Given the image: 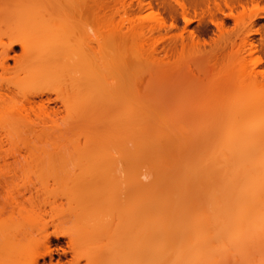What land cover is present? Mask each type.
<instances>
[{
  "label": "rangeland",
  "instance_id": "obj_1",
  "mask_svg": "<svg viewBox=\"0 0 264 264\" xmlns=\"http://www.w3.org/2000/svg\"><path fill=\"white\" fill-rule=\"evenodd\" d=\"M28 5L29 2L27 0H0V13L5 14L6 12H14L15 17H18L19 19L21 17L20 11L25 9V7H27ZM111 7L114 6L112 5ZM100 17L102 18L101 21L99 20V17L95 18L94 15L92 16L89 13L79 14L77 12L68 10L65 13L47 18L57 19L65 22V26L61 29L62 33L67 37V39L69 40V44L73 45L74 48H80V46L83 45V49L85 50L86 47L84 45V42H86L87 44L91 42L92 46L95 49L94 52L97 51L98 56L97 54H95V56L98 57L97 60L100 59L99 64L101 65L100 68H102V72H100L103 74L102 75L100 73V75L103 76H101L100 78L101 81L103 80L102 85H107V87H104V90L105 88L108 90L110 89V92L108 90L102 92V103L98 105V107L91 106L79 109L78 106H74L73 109L67 108L65 101H63V97L65 94L63 93L60 95L58 91L54 90V87L52 85L45 84L34 86L32 85V83H29V81L27 82V72L20 67V63L22 61V59H20V57L22 56V48L20 46L16 45L14 51L10 52L11 57H19V64L17 65L15 62H13V60H9V71H3L0 68V95L2 96V99L0 100V155H15L17 157L25 156L26 158H28V162L21 165H14L13 160H0V228L1 226H4L8 230L11 228L9 232L13 233L16 237H20L23 239H30L33 237L44 238L46 236L50 237L51 249L54 252V263H56L57 260L61 259V262L63 264H87L86 256L84 254H80L78 246L73 241V239H78L79 232L84 224V217L81 218V215L84 214L89 208L99 207L107 210L109 206L111 207L112 204H115V202H117L116 204H118V207H121L120 209L122 210L121 213L123 215V218L125 215V220L126 218L128 219L129 215L133 216V214L136 212V215L134 214V216H131L130 219L132 221V224L134 225V231L136 235H134L136 237V240L134 239L135 252H137V250L138 252H141L148 247V259L150 260H148V262H150L148 264H162V260H167V256L169 255L170 260L167 261L170 264V261L172 259L173 261L174 258L177 260V255H175L174 253H181L182 250L184 251L182 253V256L181 254L180 256L183 257V260H185L184 257H187L190 255V253L194 252L193 249L196 246H200L199 243L205 242L204 247H207L206 241H202L203 238L204 240H209L207 241V243L210 244L211 248H207V252H210L208 254H206V249H203L206 255L203 254V251L200 248V250L202 251V253H200L201 256L199 254L200 258L198 256L199 259L197 257L196 258L198 260L195 259L196 262H199V264H201L200 261L203 262V259L206 258L207 255L208 259H204L205 263L203 264H241L243 261L244 264H260V259L258 261L259 253H254L255 249H252L251 251L250 247V249H248V252L250 253L245 252L248 255L247 257H249L250 259L247 258L246 254H243V251L245 250L240 249L242 248V245L245 246L247 243L245 242V245L243 243L241 244V242L244 241H241L240 238L237 241H234L233 239L231 240L228 237V233L226 232V234L225 232H223L225 228L223 227L224 229L220 231V226L218 228L216 222H214L215 220L212 219V215L216 213L214 212V209L216 208H214V205L210 203V200L212 193L217 189V186H219V178L221 179V189L219 188L221 190L220 194H223V198L228 201V203L226 202L227 205L231 201L232 194L230 192V187L235 183V179L233 178L232 173L235 170L232 168H234L235 164L233 163L232 158H229L231 156V153L228 154V151H226L227 155L224 154L225 152H220V154H218L219 150L216 152L215 150H213V152L211 151L212 142H208L207 134L209 130H211V128L209 129L210 124L208 119H210L212 112L210 111V113L209 111H206V113L203 111H197V106L201 103H204L208 99V94L206 93H209V88L211 85L210 81H212V73L210 74V72L212 71H210L211 69L209 70L210 67L208 68L203 66V68H201L202 66L200 67L199 64H197V59H193L181 70L172 72L173 78L167 79L165 78V74H163L162 71L160 72L157 67H153L151 65H148L147 62V64L144 62V60L146 58L148 59V56L150 55L149 51V55L147 54L146 57V52H144L145 55L143 54V52L139 53L137 47L136 49H134L135 47L131 42L128 46H126V49H128V53H124L126 57L123 53L122 55L124 57H122V55L121 57L122 59L126 58L127 63L131 62V64L129 63V70L130 67L132 70H130V73L127 74L132 73L131 75H134L133 79H135V81L133 80L129 82L134 83V87H137L138 89L136 88V90H134L135 88L133 87V84H131L134 91L131 90L132 88L130 90L134 92V96L133 93H131L130 96L132 97L131 99L129 97V99L130 101L134 99L135 101H137V105L134 103L135 105L133 106H138V112H135L136 107L134 108V110L132 109L133 107H130L131 109H123V104L121 105L120 103V106L117 97L114 96V89L116 88H114V86L116 85L114 81L116 79L114 80L113 78H115L116 76L114 65L116 53L115 51H113L114 48L112 47V37L110 36L111 33L109 31L110 29L107 28L110 25H113V23L111 21H108L110 18H107L108 20L105 19L104 15ZM31 18H38L44 21L47 20L46 18H41L39 16ZM106 20L108 22H105ZM107 23L112 24L107 25ZM16 24L17 22L14 21H3L2 23H0V58L4 55L6 47L9 43L7 32L12 28L21 29L20 26L17 27ZM110 28L112 29V27ZM182 31L183 30H180V33L178 35H180ZM183 33L184 35H187L185 31H183ZM124 49L125 48H123L122 51L126 52L124 51ZM136 50L138 53L135 52ZM141 54L144 56V58H142ZM126 61L124 60L122 61V63L124 64L126 63ZM127 68L128 67H126L125 70L129 72ZM138 71L140 74H138ZM136 75L137 78L135 77ZM57 80H62L64 82L61 85L63 88L70 87V85H68V82L65 81V76H62ZM126 83L125 85L123 84L124 87H126ZM117 87L119 86L117 85ZM89 94H84L85 96H82V98L80 99L81 101L72 103L81 104V102L84 101L89 102L88 99H92V94ZM38 96L42 97L43 103L46 104L48 111L46 109H39L42 108L40 107V103L42 102H40ZM47 102H49V104ZM123 102L126 103V101ZM133 102L134 101H132V103ZM16 104L20 105L19 107L24 106L27 108V110L31 111L25 112L26 114L23 113L22 116L19 115L20 117H22L21 119H18L20 118L18 116H16L18 118H15V116L13 115H7V118L10 117L8 118V120H11L8 121L6 117H3L1 111L6 106L15 105V107H17ZM139 109H141V112L143 111L148 116L146 117V114H144L145 116L143 115L144 117L141 116L143 112L140 115ZM145 109L148 110L146 111ZM41 111H47V114L45 112L43 114ZM39 112L42 113V115L46 114L45 117H42L43 119L41 121H39L41 117L38 118V115L40 114ZM129 113L130 116H128ZM136 114L140 116H138L140 120L144 118V121L141 120V122L139 120L138 122L139 118H134V115ZM124 115L127 116V119L124 118ZM24 116L25 118H23ZM11 117L18 119L20 122L16 120L14 121V123H12L13 119ZM122 120H125L126 122L123 121V123H120L122 122ZM128 120H130V123L128 122ZM42 121L45 124L43 123L42 125ZM124 123L127 124V126L124 125V127ZM33 124L38 125L34 126ZM130 124H132L133 126ZM147 124L149 127L147 126ZM130 126L135 127L132 132V128ZM121 127H123L124 129L127 127L128 130H124ZM144 127H147V130L144 129ZM157 135L159 136V138L157 137ZM169 135L171 139L168 138ZM120 139L124 141V143H127L126 145L129 146L128 148L130 149V152H132V155H134L135 158L137 157L138 159L136 160L132 156V158L134 159L133 163L136 161L135 165L132 164V172L134 173L132 174L136 178V180L129 172V170L131 169H128V171H126L123 168L124 171L122 174V170H119L121 172L117 171L120 175V178L122 177V181H125L126 179V182L124 184L122 183L125 189L121 187L125 191L120 192L122 190L120 188L121 180L119 181V178H117L116 181L117 184H119V191L117 192V196L122 193L123 194L118 196V198L117 196L116 198L111 197L112 199L104 197L102 198V195L99 193L102 190L103 184L107 183V181H109L111 177V179H114V177L107 168L105 170L100 168L101 163H106V161L101 160H107L112 157L120 158L121 156H126L125 154L120 153L117 149L116 142L119 143ZM174 139H176L175 142L177 141L176 145L173 143ZM180 140L182 141L181 143ZM122 141H120V143L124 144L122 143ZM171 145H174L173 148ZM214 146L215 145H213V147ZM215 147L217 148V146ZM168 148L171 149L170 151L172 152V155L174 153V157H176L175 159L171 155H166V152H163V150L165 151V149L166 151H168ZM252 152L253 154L257 153L256 151ZM33 155H39V157L41 156L45 159L46 162L44 164H42L41 162H36V157H33ZM47 155L51 156V162L48 159L50 157H48ZM168 156L171 158H169ZM52 161L54 162V165H57L56 167H53L54 165L52 164V166H50L49 163H52ZM48 165L51 168L48 167ZM182 166L184 167V169ZM122 167L120 169H122ZM194 175L197 178L193 179V177H195ZM235 177H237V175ZM212 184H214V188L212 187ZM215 184H217V186ZM179 186H181V188ZM236 187L237 189H239L240 186L238 187L237 185ZM210 189H213V192ZM186 190L189 191V194L191 193V197L186 192ZM184 192L185 194H183ZM125 194L132 195L129 196ZM133 194H135V196ZM215 194L212 195V198H214L213 196L216 197ZM234 194H236V191ZM184 195V198H186L187 195L188 199H183ZM132 196L133 198H131ZM94 197H97L98 199L90 206L89 199ZM234 197L237 198L236 195ZM176 198L178 200L180 198L182 199L178 201ZM149 202L151 203V205H153L152 207ZM173 202L177 204L175 207V204ZM135 204H137L138 206H136ZM217 204L215 203L216 206ZM185 205H187V209ZM172 206L176 209V212L178 211L179 223H177V218L172 217L177 215V213H175L176 215H173L175 209H173ZM134 207H137L136 209L138 211ZM144 208H146V211ZM156 208H158L159 210L162 209V211H155ZM132 210L134 212L133 214H131ZM142 210L144 213L142 212ZM34 211L36 213L38 211L40 212L41 217L39 220L33 218L32 215ZM145 212L148 213L150 218L146 216L147 213ZM184 212H186V214H184ZM144 214L146 215L144 216ZM169 214H172V216H170ZM182 214L184 215V217ZM140 215H143L145 219H151L150 221L144 220L147 227L142 223V218L144 217L141 216V218ZM158 215L159 217L161 216L160 219ZM166 215L170 219L166 218ZM219 215H223V213ZM219 215L216 216V219ZM163 216H166L164 217L165 221L168 219V226L170 225L169 220H172L171 226H174L173 228H171L170 226H164L165 221H161V219H164L162 218ZM136 218H140V220L135 221ZM174 219L176 221V225L174 224ZM218 219L216 220L218 224L220 222V224H222L221 226H223V224L225 223H221V219L220 221ZM137 221L139 224L136 223ZM156 221H158L159 223ZM123 225L115 232V238L120 239L127 234V228L123 227ZM142 226L144 227L143 229H145L146 227V230H148L147 232H149L150 234L149 238L151 239H148V243L146 241L147 246H145L144 241L142 242L143 244H139V242H137V239L142 232ZM153 226L155 227V229ZM163 226L167 231L165 229H162ZM175 226L178 229L175 228ZM186 226L188 227L186 228ZM217 228L219 229L220 233L223 232L222 234L225 237L224 239H230H227V241H229H226L227 244L225 243L224 239H221L223 236L220 233L217 235ZM168 230L169 233L172 232V234L177 230L178 231L175 235L171 234L170 236L169 234L168 237ZM180 230L182 236L179 234ZM152 231L156 232L157 235L155 236L156 233L154 232L151 233ZM164 231L166 233L163 234ZM227 231L229 232L228 229ZM188 232L193 234V239L190 240L188 238H192V235L190 236ZM208 232L210 233V235L208 234ZM185 233H188V235L186 234L187 236H185ZM202 233H205L204 237ZM225 234L228 236H225ZM56 235H58V237H56ZM213 235H217L219 237H214ZM161 236L162 239L159 238ZM212 236L214 238H211ZM179 237L183 240V243L180 242L181 239ZM230 237H234V234H232V236L230 235ZM179 239L180 241H178ZM215 239H219V241L217 240V242ZM69 240H72L73 243V247L70 253V250H68ZM199 240H201L202 242H199ZM186 242H188V244ZM178 243L181 244L179 245L180 248H177ZM185 244L187 246H185ZM238 244L239 246L241 245V247H239ZM182 245L184 246L182 247ZM99 246L100 244L92 246L89 249V252H92ZM191 246L193 248L192 250L190 249ZM248 247L249 245L247 246V248ZM188 248L189 250H187ZM209 249L212 250L210 251ZM222 249L223 252H218V250ZM164 251L165 255H163ZM171 251L175 257L171 254ZM213 251H215L218 255L214 253L212 254L211 252ZM166 252L168 253V255ZM159 253H161L162 256ZM210 255L213 256L211 257ZM214 255H217L219 257L216 256L215 259ZM157 256L162 260H160ZM187 258L189 260H187ZM187 258L186 260L190 262L191 258ZM193 258L195 257L193 256L192 260ZM178 259L180 261L181 258L178 257ZM135 260L136 257H127V260L126 258L124 260V264H138ZM158 260L161 262H159ZM183 260L181 259L180 263L179 261H175V263L172 261V263H189L186 260ZM253 260L256 262H254ZM49 261L50 259L47 258L46 262L49 263ZM210 261L211 263H209ZM196 262L194 261V263ZM168 263L165 262L163 264ZM189 264L192 263L190 262Z\"/></svg>",
  "mask_w": 264,
  "mask_h": 264
},
{
  "label": "bare ground",
  "instance_id": "obj_2",
  "mask_svg": "<svg viewBox=\"0 0 264 264\" xmlns=\"http://www.w3.org/2000/svg\"><path fill=\"white\" fill-rule=\"evenodd\" d=\"M27 1L29 2V5L25 7V9L20 11L21 17L19 19L18 17L17 18L15 17L14 12H6L5 14L0 13V23H2L3 21L4 22L14 21V22H17L16 26L17 27L20 26V28L22 29L21 30L19 28H16V29L12 28L11 30L7 32L9 43L6 47L4 55L0 58V68L3 71H9L10 70L9 62H8L9 60H13V62H15L18 65L20 62L19 60L22 59L20 63V67L24 71L27 72V82L29 81V83H32V85L34 86L35 85H45V84L52 85L54 87V90L58 91L60 95L63 93L65 94L63 97L64 98L63 101H65L67 108L73 109L74 106H78L79 109L83 107H91V106L98 107V105L102 103L101 102L102 92H104L105 90H108L106 88L104 90V87H107V85L105 86L102 85L103 80L101 81L100 78L103 74L101 73L102 68H100L101 65L99 64L100 59L97 60L98 54H97V51H95L96 53L94 52L95 49L92 46L91 42L89 44L84 42V45L86 47L85 50L83 49V45H81L80 48L78 47L74 48L73 45L69 44V40L62 33L61 29L65 26V22H62L57 19H47V18L54 17L56 15H59L61 13H65L68 10L77 12L79 14L89 13L92 16L94 15L95 18L99 17L100 21L102 19L100 16L102 15H104L105 19L107 18L111 19V20L110 19L109 20L107 19V20L109 22L111 21L113 25H110L107 28L110 29L109 31L111 33L110 36L112 37V47L114 48L113 51H115L116 53L115 63H114L116 76L113 79L114 80L116 79L114 81L116 84L114 88L116 87L117 89L116 88L114 89L115 90L114 96L117 97L119 105L120 103L121 105L123 104L122 105V107L124 106L123 109L133 107L132 109L134 110L136 106L134 107L133 105H135L137 102L135 101V99L130 101L132 97L130 96L131 93H133V96H134L133 91L136 90L137 88V87L136 88L134 87V83H130L133 80L135 81V79H133L134 75H131L132 73L127 74V73H130V70H132L131 67L129 70V63L131 64V62L127 63L126 58L122 59V57H124L125 54L128 53L127 52L128 49H126V46H128L131 42H132V45H134L135 47L134 49H136L137 47L139 53L143 52V54L145 55L144 52H146V55H145L146 57L149 51L150 55L149 54L148 55L151 58L149 56H148V59L145 57L146 61L144 60V62L145 63L147 62L148 65H151L153 67H157V69H159L160 72L162 71L163 74H165L166 76L165 78L167 79L173 78L172 72L181 70L184 66H186L193 59H197V64H199L200 67L202 66L201 68H203V66L208 67V68L210 67L209 70L211 69L210 71H212L210 72V74L212 73V77H211L212 81H210L209 79L211 85L209 88L210 89L209 93H206L208 94L207 95L208 99L204 103H201L200 105L197 106V111H203V112L211 111L212 112V113L210 112L212 115L210 114L211 115L210 119H208L209 124H210L209 125L210 127L209 126L208 127L209 129L211 128V130H209L207 134L208 137L206 136L208 139V142L211 141L212 143H214L212 144L210 142L212 146L211 147L212 150L211 149L210 150L212 152L213 150H215V152L219 150L218 154H220V152H225L224 154L227 155L226 151H228V154L231 153V156L230 155L228 156H230L229 157L230 159L232 158L233 163L235 164L234 168L232 169H234L236 172L233 170L235 173L234 172L232 173H233V178L235 179L234 182L235 183L237 182L236 184L235 183L232 184L230 187L231 188L230 192L232 195H231V201L229 202L228 205H227L228 201H226V199L223 198L224 197L223 194H220L221 193L220 192L221 191L220 190L221 189V179L220 178H219L220 181L218 184L219 186L215 184L217 186V189L215 190L216 194H215V191L213 192V189L212 190L210 189L213 192L212 195L214 194L216 195V197L213 196L214 198H212V195H211V200H210V203L214 205V208H216L214 209L215 210L214 212L216 213L212 215V219L215 220L214 222H216L218 228L220 226V231H222V229L225 228L223 232L225 233L227 232L229 235V236L226 235L227 234L226 233L225 236H228L231 240L233 239L234 241H237L240 238L241 241H244V242L240 241L241 244L243 243L244 245H245V242L247 243L245 245L246 247L242 245V248H240L241 250H245L243 251L244 253L243 252L241 253L246 254V257H247L248 256L247 253H250L248 252V249H250L251 247L250 249L251 251L252 249L253 250L255 249L254 253L256 252V254L258 253L260 254V255L258 254V256L260 257V258L258 257V261L260 259L259 263L264 264V0H27ZM111 4L114 7H111L112 6ZM35 16H39L41 18L44 17L47 20H45L46 21L45 22L44 20H40L38 18H31ZM107 20L105 22H108ZM112 23H109V24H112ZM109 24L107 23V25ZM110 27H112V29ZM180 30L185 31L187 35H184L183 31L181 33L182 35L181 34L178 35L180 33L179 32ZM16 45L22 48V56L20 57V59L18 56L11 57L10 55V52L14 51V48ZM123 48L126 49V50L124 49V51L126 52L122 51ZM135 52H137V50ZM122 53L123 54L125 53L124 56L122 55ZM95 54H97V56H95ZM141 56L142 58H144L142 54ZM124 60L126 61V63L123 64L122 61ZM126 67H128L127 70L129 72L125 70ZM100 73L102 75H100ZM138 74H140L139 71H138ZM62 76H65V81H67L68 85H70L69 88H63L61 85L64 82L62 80L60 81L57 80ZM135 77L137 78V75ZM125 83L127 84L126 87H124ZM131 84H133V87L135 88L134 90ZM117 85L119 87H117ZM130 89L133 91H131ZM89 93L92 94V99L91 100L90 98L88 99L89 102L84 101V102H81V104L72 103V102L77 103L76 101H81L80 99L82 98V96H85L84 94L88 95ZM1 97L2 96L0 95V100L2 99ZM38 97L40 99V102H42L40 103L41 104L40 107L42 108H39V109L47 110L48 108L46 104L43 103L42 97L41 96H38ZM123 101H126V103ZM132 101L134 102L132 103ZM47 103L49 104V102ZM16 105L17 107H15V105L4 107L1 111L3 117H6L7 115L8 116L13 115L15 116V118H18L20 117L19 115L22 116L23 113L27 111H31V110H27V108L24 106L19 107L20 105L18 104ZM135 110H136L135 112L137 113L138 106L136 107ZM139 110H140V115H141L143 111L141 112V109ZM145 110L147 111L148 109H145ZM47 111L46 112L41 111V112L43 114L44 112L47 114ZM42 113H40L41 115L40 114L38 115V118L41 117L39 121L43 119L42 117L46 116V114L42 115ZM144 114L146 113L143 112L141 116H143ZM128 116H130V113L128 114ZM138 116L139 115L136 114L134 115V118L137 119L140 117ZM147 116L148 115L146 114V117ZM126 117L127 116H125L124 118ZM15 118H12L13 119L12 123H14V121L16 120L19 121L18 119H21L22 117L18 119H15ZM23 118H25V116ZM143 119L141 120L144 121ZM125 120H122V122L120 123H123V121ZM130 120H128L129 123H130ZM139 120L140 118L138 119V122ZM8 121H11V120H8ZM44 121H45V118H44ZM43 123L44 122L42 121V125ZM129 123H128V126H129ZM35 125H38V124H35ZM124 125L127 126V124L125 123L123 124V126ZM131 128H132L131 129V132H132L135 127H131ZM146 128L144 127V129ZM126 129L127 127L124 130ZM129 136H132V135H129ZM157 137L159 138L158 135ZM168 138H170V135ZM175 140L176 139L172 141L176 145L177 141L175 142ZM120 141L122 140L120 139L119 143L116 142L118 151L129 157L121 156L120 158L112 157L107 160H101V161H106V163L105 164L101 163L100 168L104 170L107 168L108 171H110L112 176L114 177V179H111L112 178L111 177L109 181H107V183L103 184L102 190L99 193L102 195V198L103 197L109 198V199H112L113 197L116 198L117 192L119 191V184H117V181H116L117 178H119V181L121 180L120 188L123 187V184L126 182V179L125 181H122V177L120 178V175L117 171L122 170V172L119 171L122 174L124 171L123 168L126 171H128V169H131L129 170V172L132 174L133 165H135V162H136L135 161L133 163V160L134 159L138 160L137 157L135 158V156L132 155V152H130V149L128 148L129 146L126 145L127 143H124V141H122V143L124 144H121ZM181 142L182 141L180 140V143ZM213 145L217 146V148L215 146L213 147ZM170 148H168L169 149L168 151L171 150ZM168 151H166V149L165 151L163 150L164 153L165 152L167 153L166 155H169V156L171 155L172 157H174V153L172 155V152L170 151L171 152L170 153ZM252 151H256L257 153L253 154ZM36 155H33V157H36L35 158L36 162H41L42 164L46 162L44 158H42L41 156L39 157V155L38 156ZM132 156L134 157V159L132 158ZM48 157H50L48 159L51 162V156H48ZM175 158L176 157H174V159ZM0 160H4V161L13 160L14 165H21V164L28 162V158H26L25 156L17 157L15 155H5V156L0 155ZM49 164L50 166H52L54 165V162L52 161V163H49ZM50 166L48 165V167ZM56 166L57 165H54L53 167H56ZM121 167L122 169H120ZM235 174L237 175V177L239 176L238 177L239 179L235 177L236 176ZM194 178H197V177L195 176L193 177V179ZM213 185L214 184H212V187ZM233 185L234 186L238 185V187L239 186L240 187L239 189H237V187L236 186L234 187ZM179 187L181 188V186ZM123 188H121L122 190L120 192L125 191L124 190L125 188L124 189ZM235 191H236V194H234ZM186 192L189 194L188 190H186ZM183 194H185V192ZM218 194L219 196L221 195L220 198ZM125 195L130 196L132 194H125ZM133 195L135 196V194ZM190 195L191 193L189 194V196ZM233 195L234 196L236 195L237 198L234 197ZM184 197L185 195L183 196V199H186L188 196L186 195V198ZM131 198H133V196ZM97 199H98L97 197L90 198L89 199L90 206L92 203L96 202ZM116 203L117 202H115V204H112V206L114 205L113 207L109 206L107 210H104L99 207L89 208L86 210L84 214L81 215V218L84 217V224L79 232L78 239H73V241L78 246V249L80 250V254H84L86 256L87 264H122V260L124 264V260L125 258L127 260V257L129 258L136 257L135 261L138 264L150 263L148 262L149 260L148 259L149 250H147L148 247L147 249H144L141 252H138V250L137 252H135L134 241L136 240V237H135L136 235L134 231V225L132 224V221L130 220L132 215H129V214L131 212L128 214L129 216L127 215L128 219L126 218L125 220V215L123 218V215L121 213L122 211L120 209L121 207H118V204ZM215 203L216 204L218 203L217 206L215 205ZM135 205L138 206L137 204ZM176 205L177 204H175L174 207ZM152 206L153 205H151V207ZM185 206L187 209V205ZM222 206L223 207L225 206L224 211H223ZM217 207L219 210L217 209ZM134 208L136 209L137 207H134ZM144 209L146 211V208ZM157 210L159 209L156 208L155 211ZM160 210L162 211V209ZM163 212H166V211H163ZM133 213L134 212L132 210L131 214ZM175 213H177V215ZM222 213L223 215H219ZM174 214L176 216H172V214L171 215L169 214V215L172 216L173 218H177L176 219L177 223H179V220H178L179 215H178V211L176 212V209L173 215ZM184 214H186V212H184ZM230 214H231V218H230ZM145 215L146 214H144V216ZM217 215H219L217 219L219 218L218 220L220 221L221 219V223H225L223 224V226H221L222 224H220V222L218 224V222L216 221ZM227 215L230 221L228 220ZM32 216L36 220H39L41 217V214L39 211L37 213L34 211ZM141 216L143 215H140V217ZM146 216L149 217L148 213ZM166 216H163L162 218ZM160 218L161 216L159 217V219ZM166 218H168V216ZM142 219L141 220L144 225L146 224L145 221L149 220V219H145V217ZM168 219L165 221V218H164V219H161V221L163 220L165 221L164 222L165 227L170 226L171 228H173L174 226L173 227L171 226L172 220H169L170 225L169 226L167 225ZM136 220H140V218L139 219L136 218L135 221ZM175 222L176 221L174 219V224L176 225ZM136 223H138V221ZM121 224L122 225L124 224L123 227L127 228V234L123 238L117 239L115 238L114 234L119 228L122 227ZM164 226L162 229L166 230ZM146 227L145 229H143L144 227L142 226L141 235L137 239V242H139V244H143L142 242L144 241L145 246H147L148 239H151L149 238L150 234L149 232H147L148 230H146L147 229ZM177 227L175 226V228ZM187 227L188 226H186V228ZM218 228L216 230L217 235L220 233ZM227 229L229 230V232L227 231ZM9 230H11V228ZM9 230L5 228L4 226H1L0 228V264H63L61 262V259L57 260L56 263H54L53 261L54 252L51 249L50 237L46 236L44 238L43 237H40V238L33 237L30 239H23L20 237H16L13 233L9 232ZM153 232L154 231H152L151 233ZM176 232H174L173 234L175 235ZM180 232L181 230L179 231V234L182 236V233ZM164 233L166 232L164 231L163 234ZM188 233L190 236L192 235L191 236L192 238L190 237L188 238L190 240L193 239V234L190 232ZM188 233H185V236H187ZM222 233L220 234L223 236ZM169 234L171 236L172 232L169 233V230H168L167 236ZM204 234L202 233L203 237H204ZM208 234L210 235L209 232ZM232 234H234V237L238 239H235L234 237H230V235L232 236ZM156 235L157 233L155 234V236ZM221 235H220V238H221ZM213 236L211 238L216 237V236L214 237ZM56 237H58V235H56ZM159 238L162 239V236ZM224 238L225 237L223 236L221 239H224ZM229 238L224 239L225 243L227 239ZM180 239L178 241H180ZM217 240L219 241V239ZM200 241L201 240H199V242ZM202 241H206L207 247H204L205 242L199 243L200 246H196L198 248L195 247L193 249L191 246L190 249L191 250L193 249L194 252L191 251L192 253H190V255L187 256V257H190L191 260H192V257L194 256L195 258H193V260L195 262L196 260L200 258L201 256L200 253H202L203 249H206V252H207V248L210 247V244L207 243V241L209 240H206V239L204 240L203 238ZM180 242L183 243V240L181 239ZM179 243H178V246L181 245ZM186 243L188 244V242ZM99 244L100 246L98 248L94 249L92 252H89V249L92 246L99 245ZM248 245L249 247L247 248ZM178 246L177 248H180V246L179 247ZM183 246L184 245H182V247ZM185 246L187 245L185 244ZM229 246H232V245H229ZM72 247H73L72 240H69L68 241V250H70L69 253L71 252ZM239 247H241V245ZM200 248L202 251L200 250ZM223 249L218 250V252L220 251L223 252ZM187 250H189V248ZM183 251L184 250H182V252L178 254L173 252L175 255H177V260L174 258L175 256L172 254V251H171V254L174 256V257L172 256L174 258V261L172 259L170 262L171 263L172 261L174 263L175 261L178 262L179 261L178 257H180L183 260V257H181ZM208 253L210 252L208 251L206 254ZM211 253L217 254L215 251ZM159 254L162 256L161 253ZM203 254H205L204 251H203ZM163 255H165V251ZM216 256L214 255V258ZM187 257H184L185 260ZM47 258L50 259L49 263L46 262ZM204 259H208V255ZM204 259H203V262L199 260L201 264L205 263ZM167 260L168 261L170 260V255L167 256ZM167 260L165 259L162 261L163 263L165 262L168 263ZM187 260L189 259L187 258ZM191 260L190 262L192 264H199L198 261L194 263V261L193 260L191 261ZM211 261L209 263H211ZM181 264L183 263L181 262Z\"/></svg>",
  "mask_w": 264,
  "mask_h": 264
}]
</instances>
